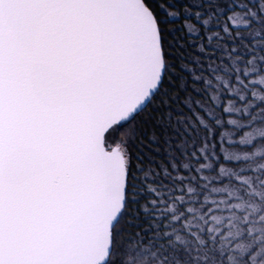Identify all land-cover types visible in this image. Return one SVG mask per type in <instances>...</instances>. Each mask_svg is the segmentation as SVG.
Wrapping results in <instances>:
<instances>
[{
    "label": "snow or ice",
    "instance_id": "1",
    "mask_svg": "<svg viewBox=\"0 0 264 264\" xmlns=\"http://www.w3.org/2000/svg\"><path fill=\"white\" fill-rule=\"evenodd\" d=\"M0 264H264V0H0Z\"/></svg>",
    "mask_w": 264,
    "mask_h": 264
}]
</instances>
